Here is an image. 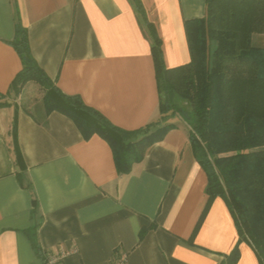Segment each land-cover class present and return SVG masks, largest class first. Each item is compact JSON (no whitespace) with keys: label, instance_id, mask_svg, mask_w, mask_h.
I'll return each instance as SVG.
<instances>
[{"label":"crops","instance_id":"obj_1","mask_svg":"<svg viewBox=\"0 0 264 264\" xmlns=\"http://www.w3.org/2000/svg\"><path fill=\"white\" fill-rule=\"evenodd\" d=\"M140 1L165 66L190 63L185 23L205 17L206 0ZM17 23L63 94L127 131L161 116L153 38L132 0H0V264H45L54 250L72 251L64 264H227L239 236L223 199L191 239L208 181L187 123L163 122L177 127L119 174L111 146L48 114L35 83L10 94L22 70L11 45ZM252 40L264 48V34ZM237 264H259L245 243Z\"/></svg>","mask_w":264,"mask_h":264},{"label":"trees","instance_id":"obj_2","mask_svg":"<svg viewBox=\"0 0 264 264\" xmlns=\"http://www.w3.org/2000/svg\"><path fill=\"white\" fill-rule=\"evenodd\" d=\"M132 1L153 38L160 92L157 122L127 131L114 126L79 96L63 94L36 62L28 30L20 23L11 45L22 61V70L10 94L18 97L27 84L35 83L43 91L48 114L67 116L85 138L98 135L111 146L119 174H129L152 145L177 127L175 123L162 126L163 122L185 121L194 156L208 181V200L191 239L214 201L221 198L239 236L226 257L227 264H237L243 243L264 264V48L252 40L254 34H264V0H206L205 17L185 23L191 61L176 68L165 66L155 27L141 1ZM16 160L22 161L18 150Z\"/></svg>","mask_w":264,"mask_h":264},{"label":"built area","instance_id":"obj_3","mask_svg":"<svg viewBox=\"0 0 264 264\" xmlns=\"http://www.w3.org/2000/svg\"><path fill=\"white\" fill-rule=\"evenodd\" d=\"M72 253V251L66 250H54L46 254L45 264H64L65 259ZM125 258L123 257L119 262L115 264H124Z\"/></svg>","mask_w":264,"mask_h":264},{"label":"rangeland","instance_id":"obj_4","mask_svg":"<svg viewBox=\"0 0 264 264\" xmlns=\"http://www.w3.org/2000/svg\"><path fill=\"white\" fill-rule=\"evenodd\" d=\"M185 122V121H184ZM186 123V122H185ZM184 125V124H183Z\"/></svg>","mask_w":264,"mask_h":264}]
</instances>
